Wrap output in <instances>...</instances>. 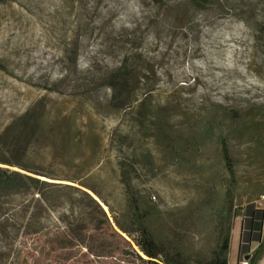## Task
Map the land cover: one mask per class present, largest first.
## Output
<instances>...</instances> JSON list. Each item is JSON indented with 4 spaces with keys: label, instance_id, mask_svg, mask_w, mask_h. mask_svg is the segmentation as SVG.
Here are the masks:
<instances>
[{
    "label": "rangeland",
    "instance_id": "obj_1",
    "mask_svg": "<svg viewBox=\"0 0 264 264\" xmlns=\"http://www.w3.org/2000/svg\"><path fill=\"white\" fill-rule=\"evenodd\" d=\"M197 3H0V132L24 114L34 132L24 164L54 176L49 182L74 178L88 184L119 215L124 196L118 162L135 164L132 184L148 203V228L158 239L178 234L187 253L215 241L219 221L228 217L230 180L238 216L264 210V0ZM129 52L137 54L136 82L143 90L134 94L140 98L148 91L145 112L151 119L141 126L133 120L137 102L116 109L100 79ZM121 138L126 141L120 146ZM221 140L232 161L231 179ZM49 190V226L60 227L58 214L68 205L76 210L83 199ZM28 201L15 199L9 208L27 203L31 212L43 209ZM121 250L128 248L119 244L114 256L96 257L78 249L76 260L140 264Z\"/></svg>",
    "mask_w": 264,
    "mask_h": 264
},
{
    "label": "trees",
    "instance_id": "obj_2",
    "mask_svg": "<svg viewBox=\"0 0 264 264\" xmlns=\"http://www.w3.org/2000/svg\"><path fill=\"white\" fill-rule=\"evenodd\" d=\"M3 1L0 0V3ZM196 1L198 6L207 3V0ZM136 56V52L121 55L117 66L101 73L100 79L116 109L127 110L137 102L139 110L133 120L141 126L151 118L145 112L148 91L140 98L134 94L135 91H143L136 82L139 80L135 71L138 64ZM4 69L0 63V70ZM24 117V114L17 117L0 132V264H79L76 260L78 249L92 256L107 257L116 254L119 244L128 248L121 250V253L136 258L140 264H228L227 254L233 226L231 218L238 216L232 210L230 201L234 184L232 180L225 190L228 217L227 220L219 221V232L212 246L207 250L187 253L178 234L174 233L173 239H158L148 228L149 206L132 184L137 169L135 164L126 162L127 159L118 162L119 182L124 196V209L120 215L88 184L74 178L66 179L68 184L49 182L54 180V176L25 165L27 139L34 132L24 123ZM125 139L119 140L120 146L125 144ZM220 156L231 179L232 161L223 140ZM54 188L74 192L83 199L82 206L76 210L68 205L64 212L58 214L56 224H61L60 227L49 226L46 215L51 212L46 195L52 192L49 189ZM28 197V202L40 203L43 209L31 212L27 203L19 208H9L11 201ZM101 203L107 207L110 216ZM41 210L43 214L39 212ZM263 213V210L253 209L243 215L242 231L245 229L251 235L255 232L256 241ZM244 239L242 234L240 240L244 242ZM259 241L247 264H257L264 254V235ZM15 245L24 250L15 254ZM74 249L77 251L74 252Z\"/></svg>",
    "mask_w": 264,
    "mask_h": 264
},
{
    "label": "crops",
    "instance_id": "obj_3",
    "mask_svg": "<svg viewBox=\"0 0 264 264\" xmlns=\"http://www.w3.org/2000/svg\"><path fill=\"white\" fill-rule=\"evenodd\" d=\"M264 211V210H263ZM244 216H237L233 220V226L231 229V234H230V243L232 241V233H236L238 230L239 234H236V246H235V257H234V264H239L241 261H247L248 258L251 256L252 252L254 249L257 247L259 244V239H261V236L264 234V213H263V218H262V225H261V234L258 232V240H255V232H252L253 234L251 235L249 231L243 229L242 231V222H243ZM235 226H237V229H235ZM245 238L242 242L240 239L242 237ZM257 235V234H256ZM241 245V249H240ZM230 247V244H229ZM229 252V250H228ZM228 255V254H227ZM227 261L228 264L230 263L229 255L227 256ZM257 264H264V254L261 256Z\"/></svg>",
    "mask_w": 264,
    "mask_h": 264
},
{
    "label": "built area",
    "instance_id": "obj_4",
    "mask_svg": "<svg viewBox=\"0 0 264 264\" xmlns=\"http://www.w3.org/2000/svg\"><path fill=\"white\" fill-rule=\"evenodd\" d=\"M239 264H247V261H241Z\"/></svg>",
    "mask_w": 264,
    "mask_h": 264
},
{
    "label": "flooded vegetation",
    "instance_id": "obj_5",
    "mask_svg": "<svg viewBox=\"0 0 264 264\" xmlns=\"http://www.w3.org/2000/svg\"><path fill=\"white\" fill-rule=\"evenodd\" d=\"M259 232H260V234H261V230H260ZM263 235H264V234H263ZM263 235H262V236H263ZM262 236H261V238H262Z\"/></svg>",
    "mask_w": 264,
    "mask_h": 264
}]
</instances>
